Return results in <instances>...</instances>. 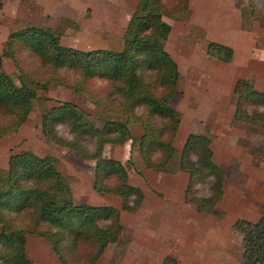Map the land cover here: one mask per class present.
<instances>
[{"label":"trees","instance_id":"trees-1","mask_svg":"<svg viewBox=\"0 0 264 264\" xmlns=\"http://www.w3.org/2000/svg\"><path fill=\"white\" fill-rule=\"evenodd\" d=\"M134 1L119 50L63 45L45 23H26L9 31L0 57L12 61L17 75L15 80L0 68V139L17 132L35 105L45 103L47 98L39 97L38 90L50 83L69 89L101 109L96 120L102 124L76 103L58 101L43 112L42 135L50 145L94 161L92 189L118 196L122 203L119 209L76 203L69 178L50 157L31 150L11 154L7 167L0 168V264H33L26 253L28 236L47 241L62 264H96L106 247L120 241L121 212L135 213L144 193L129 181L121 161L104 154V147L131 140L132 124L143 127L137 147L146 169L187 173L186 204L210 214L223 199L227 176L212 159L211 137L189 133L180 150L174 147L180 114L173 99L180 73L165 49L171 31L167 19L187 22L190 0ZM244 1V13L264 30V0ZM194 30L198 26H191L188 38ZM205 51L223 63H230L234 54L230 46L212 40L206 41ZM233 94L232 122L247 130L264 125V91L240 78ZM58 125H65L70 136L60 135ZM205 180L208 194L196 196V184ZM232 229L241 236V264H264V210L255 221L235 220ZM160 264L176 260L165 256Z\"/></svg>","mask_w":264,"mask_h":264},{"label":"rangeland","instance_id":"rangeland-1","mask_svg":"<svg viewBox=\"0 0 264 264\" xmlns=\"http://www.w3.org/2000/svg\"><path fill=\"white\" fill-rule=\"evenodd\" d=\"M234 3L242 17L241 26L253 32L256 23L244 13V0H241L242 6L238 0ZM134 6L133 0H0V11L6 12L1 17L4 24L0 23V37L26 23H45L63 45L82 50L99 47L119 50ZM194 9L196 11V7ZM223 16L236 21L230 11ZM167 21L173 25V37L183 44L184 32L190 31L193 25L190 19L187 22ZM203 32L200 27L194 30L185 43L186 48L192 46L193 49L181 50L176 55L181 73L179 71L173 105L180 114L186 137L189 133H207L211 137L212 159L227 176L224 197L210 214L199 213L191 205L176 208L173 203H168L166 209H160L157 214L138 210L124 212L121 217L124 233L119 242L105 249L98 264H159L165 255L174 257L176 264H241V236L232 225L239 218L255 221L264 210V125L247 130L232 122L233 117L229 122L230 105L235 98H231L234 74L227 70L225 75L220 63L206 54L205 43L209 38ZM169 46L174 49V45ZM0 68L16 80L17 71L9 58L0 57ZM38 95L47 98L45 103L35 105L17 132L0 139V168H6L9 156L19 151L31 150L38 156H48L69 178L74 202L92 205L95 203L91 186L94 161L81 159L65 148L47 143L41 125L43 112L58 101L76 103L97 125L102 124L96 120L101 109L55 83L38 90ZM57 130L64 137L70 136L65 125H58ZM131 134L132 139L124 147L108 144L104 154L112 158L117 156L114 159L124 162L131 176L129 181L143 179L146 190L151 189L144 179V171L148 169L137 147L139 136L134 131ZM177 157L170 165L173 170H177ZM151 190L162 197L157 190ZM208 191L207 180L195 186L196 196H206ZM26 253L33 264H62L51 245L41 238L28 237Z\"/></svg>","mask_w":264,"mask_h":264},{"label":"crops","instance_id":"crops-1","mask_svg":"<svg viewBox=\"0 0 264 264\" xmlns=\"http://www.w3.org/2000/svg\"><path fill=\"white\" fill-rule=\"evenodd\" d=\"M234 1L235 0H199V1L190 0V6H189L190 8L189 19L193 25L200 27L204 31L206 37L209 38V40L225 44L233 49L234 54L232 61L230 63H223L215 59L218 63H220L221 66L219 65L218 66L224 70L225 75L227 73V70H231V73L234 74L232 81L231 98L232 96L234 97L233 94L234 85L236 81L240 78L247 80L253 88L260 91H264V30L259 28L258 23L256 21H254V23H256V26L253 32H248L249 30L243 28L241 26L242 17H240V14H238L237 9L235 8ZM238 1L240 2V6H242L241 0ZM133 2L135 1L133 0ZM40 5H44V3H40ZM193 7H196V11L195 9L193 10ZM245 7H246V3L244 8ZM228 11H230V15L233 14V17L236 19V21L231 17L228 18V16H223V14L226 15ZM4 14H6V12H4L3 10L0 11L1 24H4L1 18L2 15ZM170 25H171V31L165 42V49L170 53L172 58L176 61L178 65V69L180 71L181 69L179 64L180 60L177 58L176 55L180 53L181 50L182 52H185L187 50L193 49L191 48L192 46L189 48H186L185 46L190 31L188 29L187 32H184L185 41L183 40V44H182L180 39L178 38L176 39L175 37H173L174 36L172 34L173 25L171 23ZM9 31H7V34L4 35V37H0V54L2 53V49ZM171 40L173 43H171ZM171 44L174 45V49H171V46H169ZM189 44L191 45L192 43ZM176 46L178 48H176ZM99 48H104V47H99ZM190 64L192 66L196 65L195 62H190ZM192 68L195 70L194 67ZM225 75L223 76V78H226ZM232 99H234V104L230 105L231 112H230L229 122L232 119L235 110V98ZM130 127L132 133L134 131L136 132L135 134L136 136L139 137L142 136L143 128L139 124H132L130 125ZM183 131L184 129L181 127V123H180L174 140V147L177 150L181 149L186 138V134H184ZM106 146L107 145H105V147ZM115 157L118 158L117 156ZM128 175L130 176V173ZM130 179L131 176L129 180ZM144 179L148 181L149 186H151L154 190L160 192L162 194V197L156 195L154 191L151 190L152 188L151 189L147 188L146 190L143 179H141V182L137 181L133 183V181H130L132 184L139 186L144 193V200L142 205L138 209L139 212L145 211L146 213L149 214H153V213L157 214L160 211V209H166L168 203L176 204L177 205L176 208L181 206L183 207L190 206L189 204H186L184 202V190L186 188L188 181L187 173L182 171H176L175 173H167V172H152L149 170H145ZM92 192L94 194L92 198H94V201L96 203V204L92 203V205H107V206H113L118 209L120 208L121 200L118 196L108 195V194L100 195L96 193L93 189ZM123 213L124 212L121 213V217ZM108 247H106V249ZM165 256H163V258ZM162 259L160 260L159 264L161 263ZM99 260L97 261L96 264L99 263Z\"/></svg>","mask_w":264,"mask_h":264}]
</instances>
